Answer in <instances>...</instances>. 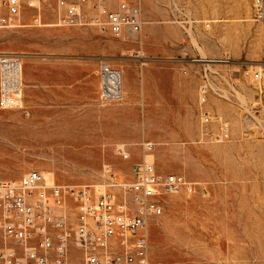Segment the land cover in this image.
<instances>
[{"label": "rangeland", "instance_id": "374dc122", "mask_svg": "<svg viewBox=\"0 0 264 264\" xmlns=\"http://www.w3.org/2000/svg\"><path fill=\"white\" fill-rule=\"evenodd\" d=\"M21 1L18 25L0 26V54H16L22 61L19 101L10 109L0 106V175L18 179L39 170L48 185H89L100 193L116 192L121 199L123 185L132 180V165L145 154L143 148L138 151L117 142L137 139L135 108L117 110L119 124L112 126L99 123L96 110L87 108L83 130L71 131L68 140L67 133L34 131L24 103V95H30L31 63L40 61L38 75H46L48 67L52 77L61 73L53 71H57L55 64H44L47 60L85 59L87 68L99 73L103 63L116 69L122 55L130 54L121 50L131 45L179 42L185 53L178 56L200 65L202 79L207 75L212 81L211 104L208 107L207 100L204 107L226 118L232 134L220 143L202 137L185 144H155L148 154V161L161 173L178 174L197 184L195 191L163 195V213L153 217L148 227L150 262L264 264V100L249 77L264 62V21L254 19L252 1L142 0L145 23L138 40L118 37L96 25H58L64 12L59 0ZM97 1L83 5L87 16L97 13ZM115 1L107 0L111 7ZM147 26L157 29L148 32ZM60 68L66 70L67 64ZM100 100L117 101L102 95ZM192 123H198L202 131L199 106ZM67 204V211L58 209L56 215L66 214L68 229L73 230L78 203L69 197L64 207ZM4 245L0 239V251ZM118 247L117 238L113 251ZM84 257V251L70 239V261L79 263Z\"/></svg>", "mask_w": 264, "mask_h": 264}, {"label": "built area", "instance_id": "2783aa9c", "mask_svg": "<svg viewBox=\"0 0 264 264\" xmlns=\"http://www.w3.org/2000/svg\"><path fill=\"white\" fill-rule=\"evenodd\" d=\"M251 1L254 19L264 21V0ZM87 2L78 0L76 4H68L59 0L64 12L58 25H96L110 29L118 37L140 38L145 23L142 0H122L115 8L107 0H98L97 13L90 16L83 8ZM21 4V0H0V26L18 25ZM36 19L40 22V15ZM21 62L16 54H0L3 108L14 107L22 90ZM249 77L264 100V62ZM121 90L120 73L106 63L101 64L102 97L118 100ZM212 90V81L206 75L199 87L202 131L210 141L220 143L230 139L232 131L226 118L213 115L203 107ZM154 145L145 142L142 148L150 153ZM196 185L181 175L161 173L145 158L132 165V180L123 185L121 199L116 192L100 193L89 185L47 186L39 170H31L19 179H0V239L5 244L0 251V264H151L148 227L153 217L163 213V195L182 189L195 191ZM69 197L78 203V222L73 230L68 229L67 217L56 215L53 209L67 203ZM117 238L119 247L113 251L112 244ZM70 239L84 251L82 262L70 261Z\"/></svg>", "mask_w": 264, "mask_h": 264}, {"label": "crops", "instance_id": "0c3cea01", "mask_svg": "<svg viewBox=\"0 0 264 264\" xmlns=\"http://www.w3.org/2000/svg\"><path fill=\"white\" fill-rule=\"evenodd\" d=\"M117 4L118 0L112 7L115 8ZM39 15L42 19L41 14ZM151 29L156 30L157 27H146L148 32ZM170 44L177 47H171ZM180 44L173 41H151L122 49V52L130 54L122 55L123 60L114 69L120 73L122 83L121 98L115 102L100 100L101 66L99 75L95 68H87L85 59L56 62L47 60L44 64H55L57 71H53L61 74L51 77L48 73L50 68L46 67L47 74L39 76L42 63L33 60L32 74L28 81L30 95H24L30 125L34 126L31 129L67 133L68 140L71 131L83 130L81 126L86 123L87 108L96 110L99 123L111 126L119 124V120L115 118L117 110L133 111L135 108L137 139L117 140L119 145L137 147L140 151L145 142L171 146L206 138L199 124L192 123L198 106L199 111L201 107L199 87L204 80L201 68L200 65L178 56L185 53ZM62 64H67L66 70L60 68ZM34 72L37 74L34 75ZM24 80L26 81L25 75ZM211 97L212 93L209 92L208 107ZM43 126L46 128L43 129ZM14 178L11 175H0V179Z\"/></svg>", "mask_w": 264, "mask_h": 264}, {"label": "bare ground", "instance_id": "6f19581e", "mask_svg": "<svg viewBox=\"0 0 264 264\" xmlns=\"http://www.w3.org/2000/svg\"><path fill=\"white\" fill-rule=\"evenodd\" d=\"M202 59H203V58H202ZM203 60H208V59L205 58V59H203ZM225 62H226V61H225ZM21 74H22V67H21L20 76H21ZM19 97H20V95H18V97L16 98L15 102L19 101ZM148 154H150V153H145V154H144V158H145L146 160H148V159H147ZM45 184L48 186L46 180H45ZM111 184H112V185L114 184V186H117V187L121 186V183L113 182V183H111ZM49 203L52 204V199H51V198L49 199ZM65 205H66V203H65L64 205H62V206H57V207L54 206V207H53L54 212L57 213V210L59 209L60 211L62 210V211L65 213V212L67 211V210H65V208H68V204H67L66 207H64ZM63 207H64V208H63ZM62 208H63V209H62ZM64 216L67 217L66 214H65Z\"/></svg>", "mask_w": 264, "mask_h": 264}]
</instances>
